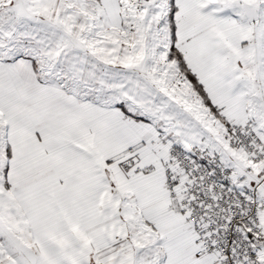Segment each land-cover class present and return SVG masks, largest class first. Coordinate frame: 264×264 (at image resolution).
<instances>
[{
	"label": "snow or ice",
	"instance_id": "snow-or-ice-1",
	"mask_svg": "<svg viewBox=\"0 0 264 264\" xmlns=\"http://www.w3.org/2000/svg\"><path fill=\"white\" fill-rule=\"evenodd\" d=\"M0 264H264V0H0Z\"/></svg>",
	"mask_w": 264,
	"mask_h": 264
}]
</instances>
